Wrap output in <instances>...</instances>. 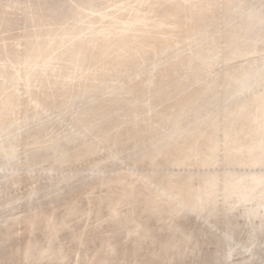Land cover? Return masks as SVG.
Returning <instances> with one entry per match:
<instances>
[{"label": "rangeland", "instance_id": "1", "mask_svg": "<svg viewBox=\"0 0 264 264\" xmlns=\"http://www.w3.org/2000/svg\"><path fill=\"white\" fill-rule=\"evenodd\" d=\"M7 1L8 0H1L0 3L2 2L1 5H5ZM80 1L81 0H51L56 8L61 10V12L58 13H66V15L68 14L66 9H69V5H75ZM115 1L116 0H107V2L106 0H93L92 3L95 6H101L103 4L102 2H106L104 5L105 7L109 3V5H112ZM198 1L200 3H211L214 12L212 13L213 15H210L211 17L208 16L210 19L204 15V22L196 20L195 23L197 28L196 30L194 28V32L196 36L198 34L201 38H197L198 43L201 45L198 44L196 47L199 50L207 51L208 54H212V52H215L212 45L214 46V44H217L219 40L218 44L221 50V55L219 57L215 55L212 56L213 54L205 55L208 63H212L213 60L217 58L218 61L211 64L212 67L211 65H200L202 67L198 68L202 77H205V80H210L212 77L214 78L213 72L215 71L218 73H222L223 70L235 71V69H239L244 65L245 67H261L262 64H264V57L262 58V56H264V0H235L236 3L234 0H215L216 3L213 0ZM51 2L50 0H46V3ZM87 2H89V0H87ZM124 2L128 3L130 0H124ZM171 2L170 0L164 2L161 8V16H163L166 10H176L177 7L176 4H174L176 1L173 0V2ZM195 2H197V0H195ZM237 5H239V7ZM233 6L235 9H233ZM49 7L51 9V6ZM159 7L161 6L158 5L157 7V4L153 6L155 10ZM240 8H242L243 11ZM256 11L259 12L257 13ZM51 12L52 9L47 10V6L41 7L36 23L44 26L46 23L45 20ZM228 12L231 13L229 14ZM238 12H241L242 16H240ZM155 14L156 13H154V16ZM26 16L23 7L22 11L17 9L16 13L12 14V17L16 19V24L12 29L2 34V29L8 27H6V25L1 26L0 44L3 41L1 38L3 34H5L4 38H6L3 42L7 40L8 42L13 41L11 46H14V44L20 40V38H18L20 35L36 30V27L33 26L34 23H30L28 20L25 21L26 19L24 18ZM249 17L252 19H249ZM212 18L217 19L213 20ZM259 19L262 21L261 23H258V21L260 22ZM211 23H214V25ZM254 23L257 24L258 27ZM240 24L242 25L241 27L239 26ZM244 24H246L245 26H249V28L251 27L250 31ZM222 27L225 28L223 29ZM242 27L244 28L242 29ZM233 30L236 34H239L241 31V33L245 32L243 33V41L241 40L244 45L241 43L242 47L240 46L245 52L247 49L250 50L252 47L255 48L256 45L257 52L253 55L242 56L244 59H242L241 56H237L238 59L234 57L235 60L232 58L230 61L224 62L223 58L225 59V57L231 53L232 45L229 44V42L231 41L230 39L233 38ZM182 31L188 30L182 28ZM251 34L253 35L251 36ZM256 37L260 38L257 40ZM246 38H248L249 41L246 40L247 42H245ZM37 39H39L38 35L34 36V40ZM250 39H254L255 41L251 43ZM20 41L23 40L21 39ZM25 41L27 42V39ZM86 41V44L78 46L73 51L66 52V57L64 59L59 58L57 60H50L45 70L41 69L42 64L38 65V61L43 57L41 54L36 61H32L33 63H31L32 67L30 70L31 78H29V81L34 84L32 87H36L43 78L49 77L48 83H51V89L54 90L48 105H45L46 101L44 102L42 97L35 96L36 98H34L31 92V94L29 93L27 96V101L24 100L26 98V92L22 79H20L14 87L13 93L18 98L16 112L20 123L26 122L25 108L23 107L25 104L28 105H26L28 108L35 106V111L39 113L43 111L44 113L42 112L41 121H34V123L29 126H27L26 123V127L24 128L21 127L22 124H20L17 130L0 133V183L2 184L3 182L2 186H0V234L4 236L5 233H11L16 236H13L12 239L9 240L6 246L10 247H6L7 251H2V248H0V256L2 257L7 256L9 250L11 252L15 250V253H12L14 255L0 259V264H264V206H262V199H249L251 200L250 202L249 200H242V198H239L238 194L233 195L232 198H227L222 193L215 192L211 195L212 205L205 208L201 201V192L207 190L211 185V180H214L213 184L215 185V179L220 177L219 181L216 182V187H220L223 182V178L221 181L222 172L225 168L230 167L229 162L223 156V152L231 148L227 146L223 140V133L226 129L228 130L232 122V118L229 117L227 111L243 101H252L255 98L254 92L264 88L263 78L262 82L259 83L254 90H249L245 93L241 92L242 88L246 86L244 83L225 86L226 80L223 77L210 80L209 84L214 86L215 89L212 92H208L206 94V99L201 101V103H206L207 106L201 111L194 113L188 104H182V102L185 99V95L202 89L201 84L194 85L196 77L193 76L192 71H198L197 67L191 68L189 60H183L181 63L183 64L182 67H173L170 65V62L180 63V58L178 59L176 56H173L169 50V54L165 53L164 56L159 54V51H155L156 54L154 52L150 57L144 56V58L138 61H133L132 64L136 66L135 72H132L131 76H129V79L132 80L139 79L138 84L135 82V87H138V85L142 84L141 79L146 77L145 73H140V71L143 70V68H139L140 63L144 64L147 62V64L145 63L146 69L151 68L149 70L153 75L151 86L145 90L147 93L145 92V94L140 97V99L145 100V103L148 105L147 109L151 111V114H146L142 117H137L136 115L132 118V125L139 122L137 126L138 129L149 126V130L146 132L135 131L136 133L133 132V135H131V133L127 134V132L123 134L122 132L124 136L121 133H117L115 134V138L118 139L110 144H102L94 153L83 155L78 159H71L63 164L59 162L55 163L53 158L56 157L53 156L56 154L47 156L51 154L48 152L50 150L46 151L44 147L41 146L42 143L53 136L62 137L66 134L72 135V133L75 134L78 132L80 129H78L79 121L77 120V111L84 106H88L90 103L84 104L87 99H90V96L87 95L88 98L83 97L84 99L73 98L75 102H73L72 107L67 109H61L63 108L62 103L55 107V104L58 103L59 98L62 96L65 85L61 80L69 73V68L77 64L78 61L85 60L92 54L95 48L100 45L99 41L94 37L88 38ZM202 43H207V46H204ZM175 46L179 47L182 46V44L177 43ZM224 49H227L226 53ZM155 50H157V48ZM259 50L261 51L259 52ZM251 57H253V60ZM256 58L261 60L257 61ZM19 62L22 63V61ZM181 64L178 66H181ZM136 71L139 72L137 73ZM165 77L169 78L170 82L177 84L178 88H162L159 90V88L154 86L158 82H166ZM252 78L255 79V77ZM227 90L233 91L230 96H228ZM98 97L99 100L104 101L103 99L105 96L102 95V97H100L98 95ZM110 97L116 100L110 103L109 106L101 103V101L99 104H104L114 109L116 108L118 113L114 117L119 116V114L124 111H129L127 107L122 108V106H124L122 103L123 100L121 99L122 95ZM157 109L168 113L171 115L168 118L172 119L168 121L166 119L156 118L152 114L155 113ZM142 118L145 122L141 121ZM110 122H104V128L111 126ZM248 126V122L245 121L236 127L237 130L242 129V131H245L242 138L243 142L250 141V136L247 134L249 131ZM124 130H129L130 132L133 130V127L126 126L122 131ZM216 130V144L222 152H220L221 156H219L217 163H215L212 168L211 175L207 176V174L204 175L203 172L200 171L197 162L200 161L202 153L209 151L213 147V145H211L209 148L203 134L207 137H212L215 135ZM130 135L133 137L128 138L127 136ZM77 136V140L74 142H69L67 140L66 142L64 140L62 141V143H64V148L68 149L70 153L76 151L78 153H83L82 151L87 143L96 137L95 133L92 132H84L82 135ZM187 147L194 149L197 155L191 160V162H193L191 166H185L182 168L183 170L179 172V169L176 167V158L181 157L188 149ZM159 150H163V153L168 152V155H158ZM151 153L157 154L154 165H149L148 158ZM45 157L48 158L45 159ZM50 157L52 159H50ZM197 158L199 159L195 160ZM94 167L97 168L98 172ZM91 172L96 174L93 175ZM124 172H127L129 175L131 173V176L128 177L130 179H136L139 184L142 183L141 181L143 178L148 176L151 177V183L148 187H139L136 190H132L135 195L140 191H144L148 193L147 195H150V197L146 195L138 196L137 207L139 209H137L139 211L134 209L131 204L120 205L121 210L125 211L124 214L119 215L118 219L122 220L120 225L124 228L129 224L141 222V224L136 227V229L141 231V240H139L138 235L127 236L124 230L121 229L122 227L117 228L119 222H117V225L115 222L118 219L116 221L113 220L116 216L115 214L119 208V204L124 201L127 203L129 202V199H126V192L128 189L123 190L121 189L123 187L117 186L118 189L116 194H113L107 201L96 202L95 200L107 193L104 187H100L105 180L104 178L119 176V173ZM208 180H210V184ZM97 187L100 190H98ZM87 195L91 198L94 197L91 206L98 211L100 210L103 215V220L100 221L95 215L87 218L90 214L88 212L82 213L81 211L74 215L67 216V207L64 205L59 206L63 203L62 200L77 199V201H79L80 210H83L90 201ZM106 203L108 206H106ZM55 206L57 210L55 211V215L58 218H66L69 220L70 224L74 227V231H76L73 233L71 230H63L60 233L62 239H68L63 250L62 248L57 250L56 252H58V254L56 253V255L59 257H65V255H67V259H64V257L62 260L25 258L29 239L33 234L37 233H33L32 225L29 227L26 218L31 213V218H34L33 213L35 212V219H37L39 212L51 211ZM91 206L90 204L88 205V207ZM191 208L194 210H190ZM257 210L258 214L255 215L252 213ZM48 214L50 215L51 213L48 212ZM43 228L44 225L42 223L38 231L40 237L38 246L45 244V236L47 235L48 228ZM176 228H179V230ZM97 236L99 238H96ZM70 237L73 239H78L79 237L84 238L86 239V243L89 241L90 244L86 247L79 246L75 241L69 240ZM113 247H116V252L113 251ZM66 249L68 250L67 253L65 252ZM9 258L11 259L9 260Z\"/></svg>", "mask_w": 264, "mask_h": 264}, {"label": "bare ground", "instance_id": "2", "mask_svg": "<svg viewBox=\"0 0 264 264\" xmlns=\"http://www.w3.org/2000/svg\"><path fill=\"white\" fill-rule=\"evenodd\" d=\"M8 1L5 3V5L3 4L4 7L3 5H1L2 2L0 3V28L3 25L4 26L6 25V27H8V28L2 29L1 34L4 33L5 31H9L15 26L16 19L12 17V14L16 13L17 9H20L22 11V7H23L24 12H26V15H27L24 18L26 19L25 21L28 20V22L34 23L33 26L36 27V30L24 33V35H20V37L18 38H20V40L22 39L23 41H20V40L17 41L14 44V46H11V44H13V41L8 42L7 40L6 42H3L6 39L4 38L5 34L1 36L3 41L0 44V48H1V52H0L1 53L0 54V133L5 132V131L11 132V131H14L15 129L17 130L20 124H22L21 127L24 128L26 127V123H27V126H29L32 123H34V121L42 120V115L44 113L43 111H42L43 113L42 112L39 113L35 111L34 109L35 106L28 108L27 107L28 105L25 104L23 105V107L25 108L26 122L20 123V120L16 112L17 106H18V98L13 93L14 87L17 85L19 80L22 79L24 90L26 92L25 94L26 98L24 100L27 101V96L31 92L34 98H36L35 96L42 97L44 102L46 101L45 105H48L50 103V98L54 90L51 89V83L50 82L48 83L49 77L43 78L36 87L34 86L32 87V85L34 84L31 83V81H29V78H31V75H30V70L32 67L31 63L36 61L40 54L43 57H41L40 60L38 61V65L42 64L41 69L45 70V67L46 68L48 67L46 65L49 64L50 60H57L59 58L64 59L66 57L65 56L66 52L73 51L78 46L86 44L87 42L86 40L88 38L94 37L100 43V45H98L95 48V50L92 52V54H90L85 60L78 61L77 64L70 67L69 73L65 75L61 80L63 81L65 85L63 88L62 96L61 98H59L58 103L55 104V107L58 104L62 103L63 108L61 109H67L69 107H72L73 102H75L74 100L76 98L78 99L79 98L84 99L83 97L88 98L87 95L90 96V99H87V100L85 99L86 102L84 104L89 103V102L90 103L88 104V106H84L79 111H77L76 115H77V120L79 121L78 129H80L78 132L74 130L76 133L75 134L72 133V135L66 134V135H63L62 137L53 136L49 140L44 141L42 143L41 146L44 147L46 151L50 150L48 152H50L51 154H48L47 156H52V154H56L55 156H53V157H56V158H53V160H55V163L59 162L63 164V163L68 162L71 159H78L82 157L83 155L94 153L97 151L98 147L102 146V144L103 145L110 144L114 142L116 139H118V138H115L116 137L115 134L117 133L122 134L123 132L124 134V132H127V134L131 133V135H133V132L135 131L136 132L137 131L146 132L149 130L150 128L149 126L147 127L144 126V128L141 127V129H138L137 126L139 122L134 123V125H132L133 124L132 118L136 115L137 117L138 116L142 117L143 115L151 114V111L150 110L148 111L147 109L148 105L145 103V100L140 99L141 95L145 94L146 92L145 90H147V88L151 86L150 85L152 83L151 79H153V75L151 74V72H149L151 68L146 69L145 65L147 64V62H145L146 64L140 63L139 68H143L142 70L143 72L140 71V73L141 74L145 73L146 77L144 79H141L142 84L138 85V87H135V82H137L138 84L139 79L132 80V79H129V76H131L132 72H135L136 66L132 64L133 61H138L144 58V56L150 57L155 51L157 52L159 51V54L164 56V54L168 53V50H169L173 56H176L178 59L180 58L179 59L180 63L170 62V65L173 67L175 66H177V68L182 67L183 64L181 63L183 60H189V64L191 68L197 67L198 71H192L193 76L196 77L194 85L201 84L202 89L193 91V93L185 95L184 96L185 99L182 102V104H188L194 113L201 111L207 106L206 103H201V101L206 99V94L208 92L214 91L215 87L209 84V81L214 80V78L220 79L223 77L226 80L225 86H233L236 83L238 84L244 83L246 86H244L241 90V92L243 93L249 90H254L255 87L259 83L262 82V78L264 80V64H262V66L258 68L257 67L254 68L253 66L245 67L244 65L243 67H240L239 69H235V71L223 70L222 73H218L215 71L213 72L214 78L212 77L210 80H205V77H202V74L200 73L198 67H202L200 65L210 66L211 64H214L218 61V58H217L216 60H213L212 63H208V61L205 58V55H207L208 52L199 50L196 47L198 44L201 45L200 43H198V40H197V38L199 39L201 38L199 37L198 34L196 36L194 32V28L195 30L197 28L196 23H195L196 20H200V22H204L205 21L204 15L208 17L210 15H213L212 13L214 12L213 5L211 3L208 4V2L200 3L198 0L197 2H195V0L194 1L192 0L193 2L190 0H175L176 2H174V4H176V7H177L176 10L174 11V9L172 8L173 11L172 10L167 11L165 9L167 12L164 10L165 12L164 14L162 13L163 16H161V8L163 7L164 2L167 0H130V2L128 3H125L124 0H116L112 5H109L110 4L109 3L105 7L104 5L106 4L107 0L106 2H102L103 4L101 6L93 5L92 3L93 0H89V2H87V0H81L75 5H72V4L69 5L68 7L69 9H66L68 11L67 15L66 13L65 14L58 13V12H61V10L57 9L54 3L51 2V0H50L51 3H46V0H43V3H42V0H18V1L8 0ZM170 1L173 2V0H170ZM155 4H157V7L158 5L161 7L155 10L153 8ZM44 6H47V10L52 9V12L47 16V19L45 20L46 23L43 26L42 24L38 25L36 21L38 19V14L40 13V8ZM49 6H51V9ZM234 6H233V9H235ZM237 6L239 7V5ZM227 9L229 10L228 7ZM240 9L243 11L242 8ZM259 11H256V12L258 13ZM241 12L240 13L238 12L240 16H242ZM154 13H156L155 16H154ZM253 14H254V11H253ZM243 17H244V14H243ZM208 19L210 18L208 17ZM212 19L214 20L217 18H212ZM249 19H252V18L249 17ZM261 22H262L261 20L260 22L258 21V23H261ZM211 24L214 25V23H211ZM245 25L246 24H244V26ZM239 26L241 27L242 25L240 24ZM245 27L249 28V26H245ZM182 28L188 31H182ZM243 28L244 27H242V29ZM250 28H249V31H250ZM243 33L239 35L238 33L236 34L234 32L232 34L233 38L232 39L229 38L231 40L229 44L232 45L231 53L230 54L228 53L229 55H227L225 59L223 58L224 62L230 61L232 58L234 57L236 58L237 56L239 57L241 56L242 58V56L244 55L245 56L250 55V54L253 55L255 52H257L256 51L257 45L255 48L252 47L250 50L247 49L246 52L241 48L242 47L241 45L243 44L242 41L244 38ZM36 35H38L39 39L34 40V36ZM252 35L253 34H251V36ZM25 38L27 39V42L25 41L26 40ZM248 38L245 39V42L249 41ZM250 41L252 43L255 40L250 39ZM177 43H181L182 46L176 47L175 45ZM218 43H219V40L217 44H214V46L212 45V48L214 49L215 52H212L213 55L209 53L210 55L212 56L215 55L216 57H219L221 55V50L219 49L220 46ZM202 44L204 46H207V43L206 44L202 43ZM155 47L157 48V50H155L156 49ZM226 51L227 49L225 50V53ZM260 51L261 50H259V52ZM263 57L264 56H262V58ZM252 58L253 57H251V59ZM242 59H244V57ZM256 59L257 61L259 60L258 58ZM19 61H22V63ZM179 64H181V66H178ZM252 77H255V79ZM165 80L166 82H158L154 86L156 88H159V90H161L162 88H166V89L178 88V85L175 84L174 82H170L169 78L165 77ZM227 92H228V96H230L233 91L227 90ZM254 94H255V98L253 99L254 101L253 100L243 101L239 105H236L234 108L227 111V113L229 114V117L232 118V122L230 126L228 127V130L226 129L225 132L223 133V138H224L223 140L225 144L227 146H230L231 148L230 149L228 148L229 149L228 151L223 152V156L229 162L230 167L225 168L223 170L222 175H221V181L223 178V182L220 187L218 188L216 187V182L219 181L220 179L219 177L215 179V185L213 184L214 180L212 179L211 185L207 188V190H203L201 192L202 193L201 201H202V204L205 206V208L213 204L211 195H213L215 192L222 193L227 198L229 197L232 198L233 195L238 194L239 198H242V200L244 201H247L249 199H254V198L262 199V206H264V88L255 91ZM98 95L100 97H102V95L105 96L104 99L102 98L104 101L99 100ZM118 95H122L121 99L123 100L122 103L124 105L122 106V108L127 107V110L129 111H124L120 113L119 116L114 117L118 113L117 109L116 108L114 109L108 106L110 103H113V101L116 100V99H112L110 96H118ZM100 101L101 103L107 104L108 106L104 104H99ZM74 108H77V107H74ZM152 115H154L156 118L163 119V120L166 119L170 121L172 119V118H168L171 115H169L168 113H165L162 110H158V109ZM64 116H65V113H64ZM106 121H109V122L111 121L110 122L111 126H108V128H104L103 126L104 125L103 123ZM141 121L145 122L143 118ZM245 121L248 122V125H249L248 126L249 131L247 132V134H249L250 136L249 142L242 141L243 134L245 133V131H242V129L237 130L236 128L237 126H239L240 123H243ZM126 126H132L133 130L130 132H129L130 129L122 131L123 128H125ZM84 132L95 133L96 137L93 138L91 141H89L90 139L88 140L89 142L83 149L82 151L83 153H78L77 151H76L77 153L76 152L70 153L68 149L64 148V143H62L63 140L65 142L66 140L69 142L71 141L74 142L75 140H77L76 136L82 135ZM216 134H217V130H216L215 135H213L212 137H207L203 134L205 138V142L207 143L209 148L211 145H213V147L209 151L207 152L205 151L204 153H202L201 159L199 162L196 161L198 163L197 165H199L200 171H202L204 175L207 174V176L211 175L212 168L214 164L217 163V159L219 158V156H221L220 152H222L219 149V146L216 144L217 142ZM130 136H127V137L128 138L133 137V136L131 137ZM187 148L188 149L185 151V153L181 157L176 158V167L179 169L178 170L179 172H181L183 170L182 168H184L185 166H191V163H193L191 162V160H193L194 156L197 155L194 152V149H191L189 147ZM0 152H1V148H0ZM158 155L167 156L168 152L163 153V150H159ZM47 158L48 157H45V159ZM156 158H157V154L151 153L148 158L149 165H154ZM50 159L52 158L50 157ZM198 159L199 158L195 160H198ZM95 169L97 171V168ZM128 176H131V173L129 175L127 172H124V173H119V176L104 178L105 180L102 182L100 187H104L105 190H107L105 191L107 193H105L99 199H95L96 202L97 201H100V202L107 201L113 196V194H116V191L118 189L117 186L123 187L121 188L123 190L128 189V191L126 192L127 193L126 199H129V202L127 203L126 201H124L123 203L119 204V208L117 209V212L115 214L116 216L113 219L114 221H116L119 218L120 214L122 215L125 212L121 210L120 205L131 204V206L134 207V209H137L138 208L137 207L138 196L146 195L150 197V195H147L148 193H145L144 191H140L136 193V195L133 194V191H132L133 189L136 190L139 187H148L149 184L151 183L150 176L143 178L141 181L142 183L140 184L137 183L138 181L136 179H130ZM208 183L210 184V180H208ZM2 184L0 183V186H2ZM98 190L100 189L98 188ZM88 198L90 200L88 205L90 204L91 206V202L94 197L91 198L90 196H88ZM249 201L251 202V200ZM62 202L63 203L59 206L64 205L67 207V213H66L67 216L74 215L77 212L81 211L82 213L88 212L90 214L87 218L95 215L97 219H99L100 221L103 220V215L101 214L100 210L98 211L94 209V207L92 206L88 207L87 205L86 207L85 205L86 208L83 210H80L79 201H77V199H65V200H62ZM106 206H108L107 203H106ZM190 210H194V209L191 208ZM55 211H57L56 206L53 207L51 211H48L51 213L50 215L48 214V212L41 211L39 212L37 219H35V214H34L35 212L33 213L34 218H31L32 213L26 218V220L29 223V227H31L32 225L33 233H36V232L37 233L33 234V236L29 239V242L26 247L25 258L27 259L36 258L37 260L46 259V258H49L52 260L53 259L55 260L63 259L64 256H61V257L57 256L56 253L58 254V252L56 251L59 250L60 248H62L63 250V247L66 244V241L68 238L62 239L60 233L63 230H71L73 231V233H75L76 231H74V227L70 224L69 220H67L66 218H58L55 215ZM252 213H254L255 215L258 214V210L253 211ZM117 222H119L117 228L118 227L121 228L122 226L120 225V222H122V220L118 219L115 222L116 225H117ZM42 223L44 225V228L46 229L48 228V231H47V235L45 236V244H41L40 246H38L39 245L38 242L40 239L38 235V231L40 230L39 227ZM140 224L141 222L140 223L137 222L135 224H129L127 227H124V228L122 227L121 229L124 230L127 236L128 235H138L139 240H141L142 239V236L140 233L141 231L136 229V227ZM176 229L179 230V228H176ZM13 236L14 235L11 233H5L4 236H1L0 234V248H2V251L3 250L7 251V248L10 247V246L7 247L6 245L8 244L9 240L12 239ZM71 237L69 238V240L75 241L77 244H79V246L81 245V246L86 247L88 246V244H90L89 241L88 243H86V239L84 238L79 237L78 239H73ZM96 238H99V237L97 236ZM258 238H259V235H258ZM115 248L116 247H113V251H115ZM67 251L68 250L66 249L65 252L67 253ZM12 253H15V250L13 252L9 250V252L7 253L8 255L3 256V257L0 256L1 257L0 259L7 258V257L14 255ZM114 255H117V254H114ZM67 257L68 256L65 255L64 259H67ZM10 259L11 258H9V260Z\"/></svg>", "mask_w": 264, "mask_h": 264}]
</instances>
